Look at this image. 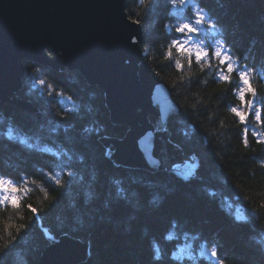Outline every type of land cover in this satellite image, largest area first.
<instances>
[{
  "label": "trees",
  "instance_id": "1",
  "mask_svg": "<svg viewBox=\"0 0 264 264\" xmlns=\"http://www.w3.org/2000/svg\"><path fill=\"white\" fill-rule=\"evenodd\" d=\"M125 3L141 26L145 60L176 106L165 127L168 164H118L105 140L122 139L128 127L111 122L103 91L76 70L25 61L17 97L36 111L0 102V264H38L63 236L86 246L80 264H264V143L253 135L264 137V124L230 111H248L239 71H248L264 110V0ZM197 8L215 29L206 21L192 37H204L205 48L225 41L238 67L231 83L216 76L215 58L202 70L175 49L167 57L171 41L184 38L175 27H197Z\"/></svg>",
  "mask_w": 264,
  "mask_h": 264
},
{
  "label": "water",
  "instance_id": "2",
  "mask_svg": "<svg viewBox=\"0 0 264 264\" xmlns=\"http://www.w3.org/2000/svg\"><path fill=\"white\" fill-rule=\"evenodd\" d=\"M125 4V0H0V102L36 111L17 97L25 61L56 71L76 70L103 91L111 122L128 127L122 139L105 140L114 148V160L157 171L168 164L165 127L176 106L149 68L141 49V26L128 17ZM149 117L157 119L156 126ZM86 253L84 244L63 236L43 251L38 264H80Z\"/></svg>",
  "mask_w": 264,
  "mask_h": 264
},
{
  "label": "snow or ice",
  "instance_id": "3",
  "mask_svg": "<svg viewBox=\"0 0 264 264\" xmlns=\"http://www.w3.org/2000/svg\"><path fill=\"white\" fill-rule=\"evenodd\" d=\"M190 3L191 0H179V6L181 8L187 7ZM171 7H177L176 0H171ZM195 17V25H205V22L207 21V27L212 30L215 29V25L211 22L210 19L207 18V14L203 11V9L197 8L195 11ZM136 23H139V21H136ZM175 31L181 36H183L184 39H173L171 41L167 49L168 58L172 57L173 49H175L177 53L184 55L188 58L189 65L192 64L194 57L195 62L200 65L202 70L204 69L205 65H207L209 68L212 67L211 58H215L216 60H218L219 63V67L216 71V76L220 81H224L225 83H231V76L229 74L237 72L238 67L237 61L233 59L224 40H216L214 47L212 45H208V47L205 48V40L201 39L198 43L193 41V34H198L200 32V28L194 27L193 23L190 22L180 23L175 27ZM136 42V38L133 37L132 43ZM175 67L178 70H182L183 65L181 64V61L179 59L175 61ZM239 80L244 86L239 89V99L246 106L248 111H240L236 107H232L230 111L234 113L241 122H246V118L248 116H254L255 120L258 123L264 124V119H262V114H264V110L256 107L257 100L255 98L257 93L256 90L253 89L251 86L248 71H239ZM41 83H43V81H41ZM248 94L252 96V99H246V95ZM66 99L69 102H71L72 100L69 97H66ZM253 135L259 137L260 143H264V137H260L259 133H253ZM243 143L245 144V146H247L249 143L247 128L244 129ZM58 175L59 173H57V176ZM57 182L59 183L58 179ZM4 183L8 186L13 184L11 181L5 180ZM13 203H15L17 206H20V200L14 201ZM238 219H243V217H238ZM49 239H51V237H49ZM211 255L213 258L217 257L218 251L216 248L213 247L211 249Z\"/></svg>",
  "mask_w": 264,
  "mask_h": 264
},
{
  "label": "rangeland",
  "instance_id": "4",
  "mask_svg": "<svg viewBox=\"0 0 264 264\" xmlns=\"http://www.w3.org/2000/svg\"><path fill=\"white\" fill-rule=\"evenodd\" d=\"M197 27L198 28H200L201 27V25H197ZM200 31L202 32V29H200ZM184 39V38H183ZM192 39H193V41L194 42H199V40H201V39H203V40H205V38L204 37H192ZM207 46V43L205 42V47ZM214 46H215V44H214ZM5 191V189L4 188H2V189H0V193H2V192H4ZM235 214H236V216L237 217H240L241 216V212L240 211H237V209H235Z\"/></svg>",
  "mask_w": 264,
  "mask_h": 264
},
{
  "label": "bare ground",
  "instance_id": "5",
  "mask_svg": "<svg viewBox=\"0 0 264 264\" xmlns=\"http://www.w3.org/2000/svg\"><path fill=\"white\" fill-rule=\"evenodd\" d=\"M39 66V65H38Z\"/></svg>",
  "mask_w": 264,
  "mask_h": 264
}]
</instances>
